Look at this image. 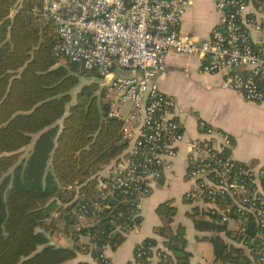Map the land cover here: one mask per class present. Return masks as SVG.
Instances as JSON below:
<instances>
[{
	"label": "trees",
	"instance_id": "16d2710c",
	"mask_svg": "<svg viewBox=\"0 0 264 264\" xmlns=\"http://www.w3.org/2000/svg\"><path fill=\"white\" fill-rule=\"evenodd\" d=\"M41 3L0 0V264H62L78 253L104 264L105 247L115 250L142 220L139 198L111 193L99 173L126 157L129 143L95 71L56 54L59 36L35 10ZM203 196L187 216L205 233L213 264H264V232L254 216L231 206L228 194ZM227 208L233 228L222 220ZM155 211L160 224L128 264H189L172 201Z\"/></svg>",
	"mask_w": 264,
	"mask_h": 264
},
{
	"label": "built area",
	"instance_id": "2783aa9c",
	"mask_svg": "<svg viewBox=\"0 0 264 264\" xmlns=\"http://www.w3.org/2000/svg\"><path fill=\"white\" fill-rule=\"evenodd\" d=\"M185 5L186 0H42L35 9L56 26V54L95 71L111 115L121 118L119 105L132 103L136 122L121 119L123 132L129 129L134 138L128 155L107 172L111 193L120 190L139 200L150 194L185 142L176 100L157 81L170 52L197 56L201 72H225L223 87L248 101H264V27L249 17L247 0H217L219 21L200 39L178 31ZM251 29L262 31L259 44ZM198 125L206 139L186 141L192 154L187 175L198 190L188 196L201 201L203 195L213 200L217 193L228 194L231 206L251 213L264 232V184H259L264 166L244 167L233 158L226 133L202 120ZM229 208L223 210V221L231 220ZM103 261L109 264L104 255Z\"/></svg>",
	"mask_w": 264,
	"mask_h": 264
},
{
	"label": "crops",
	"instance_id": "0c3cea01",
	"mask_svg": "<svg viewBox=\"0 0 264 264\" xmlns=\"http://www.w3.org/2000/svg\"><path fill=\"white\" fill-rule=\"evenodd\" d=\"M256 1L247 0L249 17L264 27V0ZM216 2L186 0L184 14L178 25L180 35L192 39L207 37L219 21L220 11ZM251 36L254 43L259 44L263 34L258 29H251ZM224 75V71L201 72L197 56L174 52L167 55L164 72L158 75L157 81L160 89L176 100L175 111L183 125L185 142L180 144L176 156L170 160L171 165L154 182L150 194L140 198L138 214L142 217L141 222L127 233L124 242L115 250L105 247L103 253L109 264L133 262L135 246L153 236V228L161 222L155 211L156 206L166 200H171L176 208L173 226L182 225L184 228L186 249L191 252L189 264H213L210 243L200 239L205 233L197 231L187 216L191 207L201 202L191 203L187 200L188 193L196 189V180L187 175L192 154L186 141L206 139L198 125L202 120L226 133L231 140V153L236 161L264 166V101H248L241 93L223 87L221 82ZM132 133L129 129L124 132V139L128 143L134 138ZM31 146L32 143L26 147L27 151ZM111 164L104 165L99 173L107 176ZM234 225L233 220L228 221L229 228ZM88 239L87 236L80 238L82 242H88ZM152 259V264H156L157 259ZM82 262L98 264L86 253H78L75 258L62 264Z\"/></svg>",
	"mask_w": 264,
	"mask_h": 264
},
{
	"label": "rangeland",
	"instance_id": "374dc122",
	"mask_svg": "<svg viewBox=\"0 0 264 264\" xmlns=\"http://www.w3.org/2000/svg\"><path fill=\"white\" fill-rule=\"evenodd\" d=\"M118 113L120 117L124 120L125 118H128L131 123L136 122V116L132 111V103L130 101L124 102L119 105ZM129 134V132L127 133ZM27 152V148L25 150V153ZM233 223V222H232Z\"/></svg>",
	"mask_w": 264,
	"mask_h": 264
}]
</instances>
